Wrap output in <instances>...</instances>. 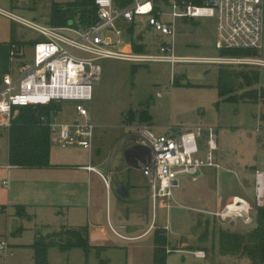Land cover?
<instances>
[{
  "label": "crops",
  "instance_id": "0c3cea01",
  "mask_svg": "<svg viewBox=\"0 0 264 264\" xmlns=\"http://www.w3.org/2000/svg\"><path fill=\"white\" fill-rule=\"evenodd\" d=\"M53 4L55 3L48 5L50 13ZM28 6L26 0H0V87L4 76L9 73L15 75L18 66L22 64L19 63V57L13 59L11 55L13 48L19 43L29 48L35 45V39L29 40L23 36L18 29L21 25L9 17V14L21 16L17 12L28 9ZM30 43L32 45H29ZM125 43L120 50L134 52L129 35L125 36ZM137 65L132 71L134 79L138 77L140 71ZM116 78V73L102 71L99 84L93 88V99L90 103L94 102L95 105L93 104L94 106L89 109V121L94 126L95 132L91 149L62 147L54 142L50 131V168L13 167L9 164L7 155L6 164L0 165V212L5 213L8 218L25 221L36 232L35 241L47 238V241H51L55 236H63L62 233L84 230L90 247L88 251L80 248L61 250L57 246L54 247L64 251L68 258L72 255L79 257L84 255L90 264L101 260L106 254L116 253L127 246L137 249L136 259L131 260L130 264H154L155 232L160 229L166 231L168 255L178 253L184 257V263L191 257L196 261H205L208 259L209 252L206 242L209 240L210 247L211 234L215 236L216 231L215 226L212 228L209 219L212 215L207 213L215 212L203 209L201 206H211V199H214L218 193L219 171H225L226 176L229 175V160L218 146V151L215 153L217 169L201 170L197 181L191 180L192 184L184 185L180 179V187L172 190L171 198H160L156 195L155 199V193L148 179L137 169L142 149L136 143L134 145L133 140L138 134L139 126L146 125L154 133L157 131L164 134L180 132L182 126L186 129L192 126L209 127H203L199 123L176 125L172 122L170 125H165L158 122L151 112L152 109H144L147 95L142 96L140 101L127 109H121L117 113L115 122L108 123L106 119H100L96 116V104L102 103L105 96L114 90L112 85ZM133 87L136 89V84ZM60 105L62 107V104ZM61 112L62 110L58 114ZM144 112L147 113L148 119L141 123L140 116ZM58 114L53 120L57 119ZM132 115H135V121L131 119ZM9 130L0 129V135L3 132L9 134ZM204 136L201 139L203 143L200 144V156L203 158L207 153V133ZM257 170L264 172L261 168H255L252 171L253 179L250 188L254 194ZM122 187L128 190L126 198L118 194ZM182 188H184L183 193H175ZM236 198L249 202L244 195H231L216 205L215 208L218 210L216 213L222 211ZM188 207L192 214L182 213L175 217L179 243L174 248L169 236L171 231L169 211L185 210ZM164 212L167 213L166 219L159 214ZM165 220L166 223H164ZM220 222L223 223L221 220ZM226 225L230 227L229 223ZM246 227H252V225ZM198 239L201 240L200 243H203L200 247L197 243ZM0 240L6 241L9 245L8 255H0L8 259L13 255V248L8 243L7 235H0ZM32 245L28 247L31 248ZM212 247L214 248L215 245ZM31 250V261L34 264V251L32 248ZM197 253H202L201 257H197ZM101 264H106V261L101 260Z\"/></svg>",
  "mask_w": 264,
  "mask_h": 264
},
{
  "label": "built area",
  "instance_id": "2783aa9c",
  "mask_svg": "<svg viewBox=\"0 0 264 264\" xmlns=\"http://www.w3.org/2000/svg\"><path fill=\"white\" fill-rule=\"evenodd\" d=\"M98 21L83 27L53 28L23 17H9L25 29L34 31L43 41L33 46L30 62L18 66L16 74H7L0 87V129H10L22 107L49 103H72L78 119L59 123L55 118L47 123L55 143L62 147L91 149L95 128L89 121V104L93 88L102 74L99 62L119 60L133 64L164 63L172 67L182 63L229 64L264 67V0H132L126 7H118L115 0H95ZM171 6L173 23L162 20L164 8ZM216 18L218 39L216 49L250 51L251 56L190 60L176 55L174 47L175 22ZM146 18L148 29L173 38L172 44L160 46L156 55L124 52L125 36L129 30L124 24L141 26L138 19ZM16 59V50L11 53ZM264 129V127H263ZM262 127L259 126V134ZM207 132V153L200 156V140ZM136 145L142 156L137 169L148 179L160 198H171L172 190L180 187V177L188 176L196 182L201 170L217 169L218 151L216 129L197 128L178 134L157 135L149 126L138 129ZM264 208V172H255L254 206L240 198L228 203L218 213H207L223 223L241 221L246 226L255 222L258 209ZM9 245L0 240V255H8ZM201 257L202 253H197Z\"/></svg>",
  "mask_w": 264,
  "mask_h": 264
},
{
  "label": "rangeland",
  "instance_id": "374dc122",
  "mask_svg": "<svg viewBox=\"0 0 264 264\" xmlns=\"http://www.w3.org/2000/svg\"><path fill=\"white\" fill-rule=\"evenodd\" d=\"M26 1L29 4L28 9L17 12L18 15L44 26H49V3L65 5L73 2V0ZM164 11L166 15L162 17V20L165 23L172 24L173 19L169 15L172 12L171 6L164 8ZM138 22H143V24L135 27L129 24H124V26L128 30L134 28V37L143 36L145 53L156 55L161 45L173 43V38L162 36L148 29L146 18H140ZM72 26L78 27L74 23ZM18 29L27 39H35L34 44L43 41V38L34 31L25 29L22 26H18ZM217 39L216 18L181 19L175 22L174 47L178 56L186 57L190 60L217 57L234 58L221 55V52L216 49ZM29 45H32V43ZM15 50L17 57H19V63L31 61L33 48L19 43ZM99 65L104 73L114 72L117 78L112 85L114 90L105 96L102 103L96 104L97 117L106 119L108 123L115 122L117 113L121 109H127L140 101V98H143L142 96L147 95L144 109H152L151 112L154 114L155 119L162 124L170 125L173 122L176 125L181 123H183L181 125H196V123H199L203 127L216 129L217 144L221 148L223 155L229 160V175L226 176L225 171H219L218 193L214 199H211V206L201 207L216 213L218 211L215 208L216 205L222 203L231 195H244L249 199L251 206H254L255 194L250 188L253 179L252 171L255 168L264 170V102L240 101L229 103L220 96L218 89L219 70L221 67L230 66L229 64L182 63L172 67L170 64L164 63L137 65L105 60L100 62ZM135 65L138 66L137 68L140 71L138 77L134 79L132 71ZM232 66L233 68H240L245 65ZM254 68L261 74L259 88H264V67ZM134 84H136V89L133 87ZM93 104L95 105L93 102L92 104H86V106L91 109L94 106ZM74 112L72 103H63L62 112L57 116V122L66 123L78 119ZM131 119H133V116ZM259 126L262 127V130L258 134ZM196 129L197 127L195 126L190 129L182 126L180 131H196ZM155 133L157 135L170 136L169 133L164 134L157 131ZM206 133L204 132V135ZM137 136L138 134L134 137V145ZM205 139L206 137L204 136ZM201 143H203L202 140L200 141ZM7 155L8 132H3L0 135V165L6 164ZM180 179L184 185L192 184L191 178L188 176H181ZM183 190L184 188L176 190L175 193L181 194ZM188 209L190 208H185V210L172 209L169 211L168 215L171 222L169 236L171 245L174 248L179 243L178 233L176 232L178 225L175 217L177 214H189L190 211ZM20 213L22 214V211ZM159 214L166 219V212ZM209 219L211 220L212 228L215 226L216 231L215 236L211 234L210 247L208 245L209 240L206 242L209 251L208 259L196 261L191 257L188 262L184 263L182 255L172 253L168 255V264H251L247 258H232L222 254L219 246V233L249 232L254 229L253 227L256 226V223L254 222L252 227H246L239 221L236 228H232L221 223L220 219L214 216L209 217ZM164 223H166V220ZM0 235H7L8 243L13 248V255L8 259L5 256H0V264H32V250L28 247L36 239V232L32 227L28 226L25 221L8 218L5 213L0 212ZM42 240L45 242L48 238ZM200 241L197 242L199 247L203 244ZM213 245H215L214 248L212 247ZM136 250L134 247L127 246V248L116 251V253L106 254L101 260L106 261V264H130L131 260L136 259ZM171 251L173 250L171 249ZM85 258L84 255L83 257L72 255L68 258L64 251L53 247L50 250L49 264H90ZM101 260L93 263L101 264Z\"/></svg>",
  "mask_w": 264,
  "mask_h": 264
},
{
  "label": "trees",
  "instance_id": "16d2710c",
  "mask_svg": "<svg viewBox=\"0 0 264 264\" xmlns=\"http://www.w3.org/2000/svg\"><path fill=\"white\" fill-rule=\"evenodd\" d=\"M131 2L132 0H115L116 5L121 8L130 5ZM76 21L83 27L91 26L98 21L95 0H74L65 5L53 4L49 18L50 27L65 28L70 22ZM133 33L134 28H131L129 34L133 51L135 53L145 52L143 36L139 35L136 38ZM221 55L247 57L252 53L228 49L221 51ZM260 84L261 74L252 66L245 65L240 68L228 66L221 67L219 70V93L229 103L264 102V88H259ZM61 110V105L57 103L22 107L18 110L8 134V162L11 166L22 169L51 167L49 160L51 141L47 123L52 121ZM132 116V120L135 121V115ZM140 117L141 123L148 119L147 113H142ZM255 223V228L249 232H221L219 235L221 253L232 258H247L251 264H264V208L257 210ZM62 235L55 236L51 241L43 242L42 239L35 241L31 246L34 251V264H48L49 249L54 246L61 250L72 248L89 250L84 230L68 231ZM167 243L166 231L157 230L155 232L154 264H167Z\"/></svg>",
  "mask_w": 264,
  "mask_h": 264
},
{
  "label": "water",
  "instance_id": "95a60500",
  "mask_svg": "<svg viewBox=\"0 0 264 264\" xmlns=\"http://www.w3.org/2000/svg\"><path fill=\"white\" fill-rule=\"evenodd\" d=\"M73 25V22H70V26ZM138 121H139V116H138ZM179 132H175L174 134H178ZM118 194L122 197V198H126L128 195V190L125 187H122L119 191ZM230 227L235 228L237 225V221L236 220H231L229 223Z\"/></svg>",
  "mask_w": 264,
  "mask_h": 264
}]
</instances>
